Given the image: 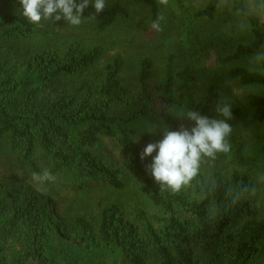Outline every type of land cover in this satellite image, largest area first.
<instances>
[{
  "label": "trees",
  "instance_id": "obj_1",
  "mask_svg": "<svg viewBox=\"0 0 264 264\" xmlns=\"http://www.w3.org/2000/svg\"><path fill=\"white\" fill-rule=\"evenodd\" d=\"M134 1L150 4L151 22L160 16L158 0ZM128 2L107 4L94 20L87 19L95 14L90 4L85 22L105 35L119 20L130 18ZM216 3L209 0L194 19L215 20L220 12ZM20 9L18 0H0V264H114L88 253L90 244L100 243L121 250V261L115 264H264V198L234 208L225 198L229 184L250 183L257 170H264V75L250 73L245 66L247 57L264 48V24L253 21L247 39L219 54L213 69L238 87H260L242 101L233 100L230 121L248 116L258 126L251 132L258 143L237 141L236 131L231 177L216 173L221 187L200 200L196 187L179 194L161 192L146 171V158L141 160L134 137L143 135L156 143L166 127L178 130L181 121L165 106L214 117L218 98L226 92L212 85L196 101L192 86L197 75L175 73L170 58L163 80L153 85L156 64L147 56L135 67L138 93L124 84L127 65L120 55L104 65L98 80L89 82L88 76L106 58V44L96 41L84 49L59 41L55 26L60 21L44 31V24L29 23ZM200 49L202 54L190 47L194 58L210 56L207 46ZM105 139L118 141L121 163L104 155ZM45 169L55 181L34 184L32 174ZM131 183L153 215L136 206L131 217L116 203L97 214H81L69 203L64 210L59 202L63 195L73 196L68 200L75 202L99 190L123 192ZM212 201L219 206L215 221L207 217Z\"/></svg>",
  "mask_w": 264,
  "mask_h": 264
},
{
  "label": "rangeland",
  "instance_id": "obj_2",
  "mask_svg": "<svg viewBox=\"0 0 264 264\" xmlns=\"http://www.w3.org/2000/svg\"><path fill=\"white\" fill-rule=\"evenodd\" d=\"M115 0H107L111 4ZM209 0H168L167 6L160 5V15L164 20L161 22L162 31H155L151 28L150 4L146 1L129 0L128 7L130 18L119 20L117 24L105 35H99L94 27L84 22L80 26L67 25L60 21L55 26L59 31L57 37L59 41L75 43L78 47L90 49L96 41L104 42L108 51L103 64L88 76V81L98 80L103 71L104 65L114 56L122 57L126 62L127 71L123 76L125 86L133 93H138L136 76V63L141 57H151L156 64V76L153 79V85L158 84L164 77V68L168 59L173 60V70L175 73L190 72L197 80L193 83L192 93L196 101H201L208 88L212 85L219 86L225 94H230L233 87H238L232 82H227L225 78L216 76L214 66L219 54L229 52L234 46L247 39L249 34H239L229 26L234 22V17L227 11H220L215 20H195V13L204 9ZM226 21V23H223ZM51 22H44L43 30H50ZM205 45L211 50L210 56L205 58H194L190 47L194 51L200 52V48ZM201 54L203 51L200 52ZM209 59V60H206ZM246 65V61H245ZM87 77V76H86ZM85 78V77H84ZM72 83L68 82V87ZM224 87V89H223ZM69 89V88H68ZM70 90V89H69ZM243 96L233 97V100L240 101ZM242 101V100H241ZM181 107H178V109ZM238 132L237 141L249 145L257 144V139L251 134L257 130L258 126L247 116L246 120H235L230 122ZM246 130V134L241 131ZM145 136L147 134L145 133ZM139 139L138 144L141 151L150 143L143 135L134 137ZM245 138V139H244ZM247 140V141H246ZM104 155L115 163L122 162V151L118 147V141L115 139L104 140ZM156 153H153V157ZM153 157H146V166L152 163ZM236 166V152L233 150L228 157L221 158L214 169V175L221 173L226 178H230ZM135 182V181H133ZM71 195H63L60 199L61 207L66 210L68 203L74 206L73 211L78 213L92 212L97 214L101 207H107L110 203L121 205L132 217V212L136 206L145 209L150 215L154 211L150 204L138 192L135 183H131L123 192H117L113 189L102 190L95 195L84 198L82 201L70 202ZM72 239L77 242L75 237ZM88 253L96 258H103L108 263H119L123 256L121 250L107 247L99 244L94 247L90 244Z\"/></svg>",
  "mask_w": 264,
  "mask_h": 264
},
{
  "label": "clouds",
  "instance_id": "obj_3",
  "mask_svg": "<svg viewBox=\"0 0 264 264\" xmlns=\"http://www.w3.org/2000/svg\"><path fill=\"white\" fill-rule=\"evenodd\" d=\"M167 6L168 0H158ZM20 14L31 24L43 27L44 22L66 21L67 25L80 26L85 22V9L91 4L95 14L87 19L94 20L96 14L107 7V0H18ZM216 7L227 11L234 17L229 26L239 34H249L253 21L264 24V0H217ZM163 15L153 21L151 28L162 31ZM246 70L264 75V48L254 51L246 58ZM260 87L254 84L233 87L230 94H221L215 105L216 115L209 117L195 109H183L165 106V110L181 121L178 130H163V138L149 143L141 152V160L153 157L146 171L154 179L161 192L179 194L188 188H199V199H208L220 187L212 169L232 150V137L237 131L230 123L234 119L233 97L256 94ZM187 121L188 123H184ZM246 134V130L241 128ZM137 139L135 142H138ZM55 177L45 169L42 173H33L31 180L38 186L54 182ZM227 206L238 207L243 202L259 203L264 198V170H257L250 183L229 184L225 188ZM219 215V206L212 201L207 206L209 221H215Z\"/></svg>",
  "mask_w": 264,
  "mask_h": 264
}]
</instances>
